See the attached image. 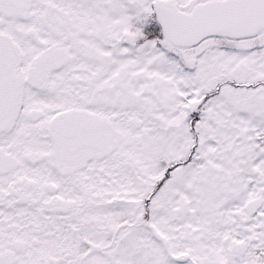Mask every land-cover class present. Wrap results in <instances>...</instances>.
I'll return each mask as SVG.
<instances>
[{
	"label": "snow or ice",
	"instance_id": "snow-or-ice-1",
	"mask_svg": "<svg viewBox=\"0 0 264 264\" xmlns=\"http://www.w3.org/2000/svg\"><path fill=\"white\" fill-rule=\"evenodd\" d=\"M0 264H264V0H0Z\"/></svg>",
	"mask_w": 264,
	"mask_h": 264
}]
</instances>
